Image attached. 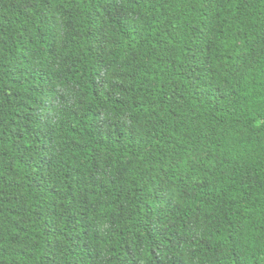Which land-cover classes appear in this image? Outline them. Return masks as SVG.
<instances>
[{
	"label": "trees",
	"instance_id": "16d2710c",
	"mask_svg": "<svg viewBox=\"0 0 264 264\" xmlns=\"http://www.w3.org/2000/svg\"><path fill=\"white\" fill-rule=\"evenodd\" d=\"M0 264H264V0H0Z\"/></svg>",
	"mask_w": 264,
	"mask_h": 264
}]
</instances>
